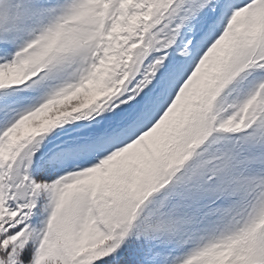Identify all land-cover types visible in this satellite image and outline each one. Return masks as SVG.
<instances>
[{
    "label": "snow or ice",
    "instance_id": "6c2138e0",
    "mask_svg": "<svg viewBox=\"0 0 264 264\" xmlns=\"http://www.w3.org/2000/svg\"><path fill=\"white\" fill-rule=\"evenodd\" d=\"M0 264H264V0H0Z\"/></svg>",
    "mask_w": 264,
    "mask_h": 264
}]
</instances>
